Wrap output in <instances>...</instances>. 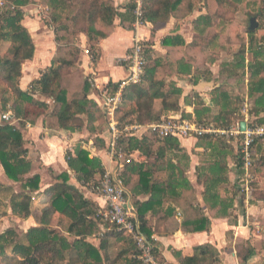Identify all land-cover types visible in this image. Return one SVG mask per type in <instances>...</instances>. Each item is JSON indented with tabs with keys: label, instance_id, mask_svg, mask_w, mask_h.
<instances>
[{
	"label": "trees",
	"instance_id": "trees-1",
	"mask_svg": "<svg viewBox=\"0 0 264 264\" xmlns=\"http://www.w3.org/2000/svg\"><path fill=\"white\" fill-rule=\"evenodd\" d=\"M3 2L0 7V116L12 112L22 128L35 125L41 118H52L60 130L75 135L88 133L98 148L105 149V142L99 135L106 118L103 110L89 98L91 85L88 80L84 81L82 94L71 99L65 78L67 74L73 76L75 70L84 72L82 68L76 69L81 64L82 49L77 43L81 35L86 38L91 63L96 66L101 58L100 43L114 31L117 18L126 29L132 28L136 21L134 0H129L124 13L118 12L113 0H45L50 12L46 26L54 32L56 56L59 57L41 70L26 90L20 88L23 66L34 59L36 47L23 25V8L32 0ZM203 2L216 6L217 10L192 21L195 37L191 43L187 44L183 36L177 34L178 28L162 40V47L167 51L164 56L155 55L152 41L143 42L146 65L142 82L125 92L124 102L117 111L121 126L149 125L164 116L181 112V120L230 128L244 120L245 101L249 104L252 125L264 126V38L259 40L253 32H249V43L243 44L233 55V61L221 65L220 76L235 81L241 92H233L224 83L211 91V105L199 94L192 93L185 97V105L193 108V112H182L183 90L175 78L192 77L194 85L201 79L213 78L210 70L201 71L200 64L194 62L195 54L211 53V64L217 61L218 51L224 49L221 38L232 22L228 12H235L245 4L264 19V0H144L142 20L157 29L183 12L185 16L191 15ZM82 23L85 26H81ZM70 37H76L75 41ZM4 45L8 46L5 52L2 50ZM248 56H251L249 61ZM112 86L109 84V88ZM36 95L51 101L54 106L36 99ZM83 141L78 139L65 152L72 176L68 171L53 176L54 184L44 192L48 198L46 206L34 213L33 198L40 190L41 177L30 175L32 162L24 148L22 131L10 124H0V165L6 176L21 187L20 193H11L9 207L14 217L23 221L33 217L37 223L28 229L22 240L15 228L0 234V264H141L133 238L115 227L107 226L109 229L106 230L97 219L98 203L86 198L70 183L73 177L84 187L99 181L105 173L101 159L90 157ZM231 141L206 136L199 138L195 147L203 150L200 165L196 167L197 182L203 187V203L214 218L230 219L233 224L236 223L232 215L237 191L230 188L228 159H235L241 175L244 176L245 171L241 154L234 153ZM119 144L127 155L139 154L138 160L133 159L124 166L122 176L140 231L146 238L151 239L154 235L147 217L149 212L163 214L164 219H169L176 214L177 208L185 214L182 226L186 232L210 231L211 221L200 208L197 191L188 179L191 157L180 140L161 139L146 132L140 138L123 136ZM252 154L253 173L264 165V138L255 141ZM4 190L0 184V213L8 207L2 198ZM143 196H148V200L141 202L139 197ZM167 202L174 206L157 211ZM56 217L67 220L65 231L59 225H53ZM1 219L0 216V228ZM95 237L101 240L99 248L90 242ZM155 250L158 259L169 264L157 243ZM174 254L180 264H220L219 252L210 244L196 247L193 256L184 257L181 252Z\"/></svg>",
	"mask_w": 264,
	"mask_h": 264
},
{
	"label": "crops",
	"instance_id": "crops-1",
	"mask_svg": "<svg viewBox=\"0 0 264 264\" xmlns=\"http://www.w3.org/2000/svg\"><path fill=\"white\" fill-rule=\"evenodd\" d=\"M113 2L118 12L124 13L129 0H113ZM199 10L189 18L190 21H193L202 15V9ZM29 21L31 22V20ZM171 21L172 23H175L173 22V19ZM30 24L31 28L36 26L35 22ZM169 24L157 29L149 23L146 26L141 27L139 30H135L134 26H132L131 29H126L121 25L120 19L117 18L114 31L107 39L100 43L101 58L97 65L93 66L91 63V55H86L83 68L86 70L85 73L87 74L88 82L89 80L93 81V85L89 83L92 89L89 98L95 101L100 109H102L100 106L102 103V91L105 88H108L109 84L114 85L127 76V62L125 59L133 46L134 38L138 36L143 39L144 42L152 41L155 45V55L163 56L162 54L167 53V51L162 47V40L166 36L174 34L177 29L176 28L175 31L171 30ZM30 33L33 35L31 30ZM177 34L182 35L187 44L191 43L195 37V33L190 28V25L187 29L182 27L180 31H177ZM45 38L50 42V45H44L46 52L44 51V47H42L39 52L38 45H36L34 59L24 63L23 78L20 83V88L22 90H26L29 84L39 77L40 71L51 65V62L55 57V45L50 31H47V33L44 34V40ZM39 41L44 42L41 39H39ZM212 73L213 78L211 80L201 79L197 85L192 83V77L175 78L178 86L183 90V98L181 100L182 112H193V108L185 105V97L192 93L199 94L208 105H211V91L224 84V80L226 79L221 77L220 73H215L213 69ZM36 97L40 101H46L48 104H52L51 101L41 96ZM168 116L181 117V112L172 113ZM0 124L5 123L0 119ZM13 126L20 129L23 133L25 140L24 148L28 150V159L32 162V172L30 175H39L41 177L40 190L36 193L38 197L35 198L36 195H34L33 201H45L44 207L48 202V198L44 195V192L54 184V179L52 177L60 175L65 171H68L69 175L72 176V172L68 170V165L65 161V152L71 149L78 139H85L83 141L84 149L90 153V157L100 158L104 168L111 169L114 166L111 164L107 154L108 134L106 123L99 135L105 142V149L98 148L92 138H87L86 133L83 135H75L60 130L56 125V121L52 118H41L35 125L28 124L25 128L20 127V120H18ZM231 142L234 147V153L238 154L239 142ZM180 143L191 157L190 168L187 173L188 179L197 191L196 197L199 201L200 208L203 209L209 217L211 227L209 232L189 233L186 232L182 226L185 214L179 210V208H177L178 211L176 214L169 219H164L163 214L153 215L152 212H149L147 217L150 220L154 231L153 236L159 245V249L161 250L165 261L169 264H180L174 252H181L184 257L193 256L196 247L210 244L218 250L220 264H264V165H261L260 168H258L259 170H255L252 173V179L249 183V191H247L245 178L241 175L235 159H228L230 169V188L237 191L232 215L233 220H235L236 223L232 224L230 219L214 218L213 214L207 211L203 203L201 195L203 187L198 184L196 178V167L200 165L203 150L196 149L195 146L197 140L193 138L183 139L180 140ZM134 159H139L138 153L134 155ZM46 173H49L51 180L45 185L44 178L46 179ZM70 183L75 185L86 198L97 202L99 206H103L104 203L101 199L84 189L73 177L71 178ZM0 184L5 189L2 193V198L3 194L7 192L10 194L12 192H21L20 184L11 181L6 176L1 165ZM16 188L20 189L17 190ZM139 200L141 202L147 201L148 196L139 197ZM129 202L131 205V201ZM5 203L11 211L9 201H5ZM170 205L174 206L171 202H167L163 207L158 208L157 211L163 210L164 207L166 210ZM190 216L191 214H189V217ZM14 219L18 218L14 217ZM29 221L31 220L24 222L30 223ZM34 222L36 224L34 226H37L35 220ZM34 226H30V228ZM90 242L97 248L101 245V240L97 237L90 239ZM247 251H252V254H247Z\"/></svg>",
	"mask_w": 264,
	"mask_h": 264
},
{
	"label": "built area",
	"instance_id": "built-area-1",
	"mask_svg": "<svg viewBox=\"0 0 264 264\" xmlns=\"http://www.w3.org/2000/svg\"><path fill=\"white\" fill-rule=\"evenodd\" d=\"M136 9L134 14L136 21L133 24L135 30L146 26L148 23L142 20L144 0H134ZM144 40L138 36L134 38L133 46L126 57L127 76L112 87L102 91L101 108L106 118V129L108 134L107 154L113 168H105V173L101 179L95 183L87 184L83 188L103 201V206H99L97 219L103 226L115 227L118 231L128 233L136 243L139 251L141 264H164L156 255V243L154 236L146 238L140 231L135 212L130 205L128 191L124 184L122 172L125 165L134 159V155H127L119 142L123 136L140 138L144 133L150 132L161 139L173 137L179 140L196 139L206 136L225 138L227 140L238 141L239 153L245 171L244 178L246 190L249 191V183L252 179V148L255 141L264 138V126L252 125L253 118L249 115V104H243L242 113L247 128L242 131V122H236L230 128H216L214 126L198 125L188 120H181L180 117L164 116L156 123L149 125L132 124L121 126L117 119V111L124 102L126 90L131 86L139 85L142 82L146 57L144 53ZM86 55H90L88 50ZM93 85V81L89 80ZM5 124L13 125L18 119L12 112L0 116ZM104 231V229H102Z\"/></svg>",
	"mask_w": 264,
	"mask_h": 264
},
{
	"label": "rangeland",
	"instance_id": "rangeland-1",
	"mask_svg": "<svg viewBox=\"0 0 264 264\" xmlns=\"http://www.w3.org/2000/svg\"><path fill=\"white\" fill-rule=\"evenodd\" d=\"M246 1L247 2H255V1H259V0H246ZM4 3L5 2H3V0H0V7L3 6ZM199 9H202L201 10V12H203L202 14H208V13L210 14V13H214L217 10V7L212 6L211 4H206V2H203L197 9H195L192 12L191 15L185 16V12L179 14L177 16V18L173 19V22H175V23H172V21H171V23L169 24L170 25L169 28L171 30H174V31L176 28H179V31H180V29L182 27L184 29H187L190 25V28L192 29V21H190L189 18L192 17L194 15V13L196 11H198ZM23 12L25 14L23 25L29 30V32H30V30L33 32V35H31V36L33 38L35 47H36V45H38V50L40 52V49L42 47H44V45H46V46L50 45V42H49V40H47V38H45V40H44V34H46L47 31H50L51 35L53 36V42L55 45V53H54L55 57L54 58H58L59 56L58 57L56 56L57 44L55 42L54 32L51 28H48L46 26V21L49 20V13L50 12H49V9L46 5L45 0H32V3L30 5L23 8ZM228 15H229V18L231 19L232 22H231V25L229 26L228 30L226 31V33L221 38L220 43L222 44L224 49L218 51L217 61L214 64H211V62L209 61L211 58V55H210L211 53L196 52V54H195L196 59L194 62L196 64H200L199 66L201 67L200 68L201 71L210 70L212 72V69H213V71L215 73H217V72L220 73L222 63L233 61V55L239 51V49L243 46V44L247 45L249 43V36L248 35H249V32H251L250 26H251V19L252 18H256L258 25H259L258 29L256 31H254L253 33H256V36L259 40L262 37L264 38V19H261L260 16L256 15V13L254 11H252L251 8H247L245 4L240 5L238 7V10L235 12L231 13L229 11L227 16ZM29 20H31V22ZM32 22H35V24H36V26H34L33 28H31V24H30ZM81 26H85V23H82ZM72 38L73 37H70V40ZM39 39L43 40L45 43L40 42ZM73 39L75 41L76 37H74ZM79 39H80V41L79 42L77 41V43L80 44V46H81L82 54H81V64L79 66H77L76 69L82 68V70L84 72L82 73L80 70H75L73 72V76H71L69 74L66 75L67 77L65 78V82L68 83V85H69V87H67V88L70 89V93L72 96L71 99H73L74 96L79 97L82 94L83 83L88 78L87 74L85 73L86 70L83 68V64H84V61L86 60L85 51L88 50L89 48H88L87 43H86V38L83 35H81ZM84 39H85V43H84ZM36 42H37V44H36ZM7 47H8L7 45H4L2 50L5 52ZM44 51L46 52V48L44 49ZM158 54H161V53H158ZM162 55L164 56V55H166V53H163ZM250 59H251V56H248V61ZM224 83L227 84L233 92L238 93V94L241 92L240 87L237 85V83L235 81L229 82L225 79ZM36 99H37V97H36ZM242 116H243V119H245L243 113H242ZM104 127H105V125H104ZM86 136L88 138L89 134L86 133ZM47 175H48V177H47ZM45 177H46V179L44 178V181H45L44 183L46 185V183L50 182L51 176H49V173H46ZM16 189L19 190L20 188H16ZM10 195L11 194L8 192L4 193L3 194L4 201L8 202ZM37 197H38V195L35 196V198H37ZM44 202L45 201H40V200L34 201L33 206H32L33 212L36 213L37 210H42L44 208V205H45ZM0 216L2 217V219H1L2 225L0 228V234L5 232L6 230H8L10 228H15L19 232L20 240H22L24 234L28 231L30 226L36 225L33 217L29 219V220H31V221H29L30 223L24 222V221L19 220V219H14V217L12 216L11 211L9 210L8 207H7V209H4L1 211ZM53 225L54 226L59 225L65 231L66 227H67V220L64 218L56 217L54 222H53ZM108 229L109 228H107V226H106V230H108ZM104 230H105V227H104ZM9 252H10V250L8 251V253Z\"/></svg>",
	"mask_w": 264,
	"mask_h": 264
},
{
	"label": "water",
	"instance_id": "water-1",
	"mask_svg": "<svg viewBox=\"0 0 264 264\" xmlns=\"http://www.w3.org/2000/svg\"><path fill=\"white\" fill-rule=\"evenodd\" d=\"M258 27H259V25H258V22H257L256 18H252L251 19L250 31L251 32H254V31H256L258 29ZM241 128H242V131H245L246 130L247 125H246L245 122H242Z\"/></svg>",
	"mask_w": 264,
	"mask_h": 264
}]
</instances>
